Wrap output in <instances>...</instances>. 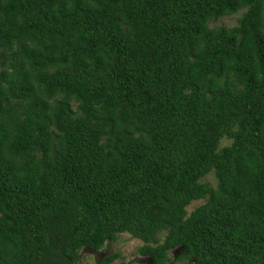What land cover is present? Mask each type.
I'll return each mask as SVG.
<instances>
[{
    "label": "trees",
    "instance_id": "16d2710c",
    "mask_svg": "<svg viewBox=\"0 0 264 264\" xmlns=\"http://www.w3.org/2000/svg\"><path fill=\"white\" fill-rule=\"evenodd\" d=\"M122 232L264 264V0H0V264Z\"/></svg>",
    "mask_w": 264,
    "mask_h": 264
},
{
    "label": "rangeland",
    "instance_id": "374dc122",
    "mask_svg": "<svg viewBox=\"0 0 264 264\" xmlns=\"http://www.w3.org/2000/svg\"><path fill=\"white\" fill-rule=\"evenodd\" d=\"M241 11L223 16L219 20L213 23V26L218 24H226L227 26H231L236 24L237 18L240 16ZM207 181L211 184L216 183V180L213 174H209L205 177ZM203 199L194 200L191 204L188 205L187 211L191 212L196 206L203 203ZM165 231L158 234V239L161 241L164 237ZM144 244V240L138 237L132 236L130 232H122L119 234L116 241L109 243L102 250L96 251L93 248H84V251L80 257V264H98L101 257L107 253H111L114 251H119L120 257L114 260L115 264H118L120 261H125L128 264H145L147 262V257L142 256L137 252L138 247ZM183 253L180 248H174L170 250L169 257L170 259L166 264H191L189 259L180 256Z\"/></svg>",
    "mask_w": 264,
    "mask_h": 264
},
{
    "label": "flooded vegetation",
    "instance_id": "af4514ba",
    "mask_svg": "<svg viewBox=\"0 0 264 264\" xmlns=\"http://www.w3.org/2000/svg\"><path fill=\"white\" fill-rule=\"evenodd\" d=\"M188 259V258H187ZM191 262H192V260H190ZM150 262V258L149 257H147V262H145V264H148ZM196 262V261H195ZM191 264H196V263H191Z\"/></svg>",
    "mask_w": 264,
    "mask_h": 264
}]
</instances>
